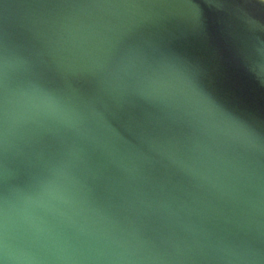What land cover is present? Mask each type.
I'll use <instances>...</instances> for the list:
<instances>
[{"label":"water","instance_id":"1","mask_svg":"<svg viewBox=\"0 0 264 264\" xmlns=\"http://www.w3.org/2000/svg\"><path fill=\"white\" fill-rule=\"evenodd\" d=\"M0 264H264V0H0Z\"/></svg>","mask_w":264,"mask_h":264}]
</instances>
